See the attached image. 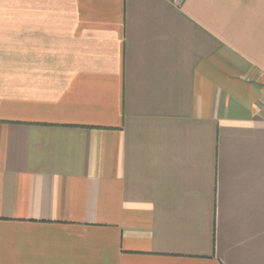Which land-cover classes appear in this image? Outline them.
<instances>
[{
	"label": "crops",
	"instance_id": "1",
	"mask_svg": "<svg viewBox=\"0 0 264 264\" xmlns=\"http://www.w3.org/2000/svg\"><path fill=\"white\" fill-rule=\"evenodd\" d=\"M0 264H264V0H0Z\"/></svg>",
	"mask_w": 264,
	"mask_h": 264
}]
</instances>
